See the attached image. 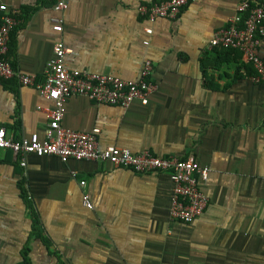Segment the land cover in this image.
<instances>
[{"label":"crops","instance_id":"obj_1","mask_svg":"<svg viewBox=\"0 0 264 264\" xmlns=\"http://www.w3.org/2000/svg\"><path fill=\"white\" fill-rule=\"evenodd\" d=\"M54 1L0 0L18 19L8 61L41 80L61 40L68 68L132 80L149 58L145 104L73 95L61 125L97 130L102 148L193 155L209 170L199 183L208 203L181 222L170 216L167 172L35 154L22 166L0 150V264L19 262L25 245L31 264H264V81L243 75L241 55L208 47L242 0H189L175 19L153 22L138 6L158 0H67L60 11ZM54 16L61 32L52 30ZM259 51L264 58V37ZM50 106L35 88L0 79V126L14 138H43ZM80 180L92 208L82 203ZM33 215L40 236H31Z\"/></svg>","mask_w":264,"mask_h":264},{"label":"built area","instance_id":"obj_2","mask_svg":"<svg viewBox=\"0 0 264 264\" xmlns=\"http://www.w3.org/2000/svg\"><path fill=\"white\" fill-rule=\"evenodd\" d=\"M189 0H158L151 4H141L138 12L149 22L158 18L175 19ZM263 0H242L235 15L230 17L225 27L214 32L208 47L232 48L239 51L244 62L254 70L250 79L253 82L264 81V58L259 46L264 37ZM67 0H55L56 11L63 10ZM0 79H15L19 85L31 86L39 94L52 102L45 109L48 118L43 138L37 133L27 137L14 138L7 129L0 126V150L10 151L25 165L26 154L37 156L54 155L61 161L98 160L108 162L115 167H126L138 173L163 171L170 175L173 182L170 200V216L181 222H191L205 210L208 198L199 183L207 179L209 170L202 166L193 155L185 158L158 156L148 150L132 152L127 147L98 145L97 130L84 132L63 127L66 101L70 96L81 95L98 104L127 107L133 101L147 102L153 88L150 79L152 61L144 60L136 79L126 80L110 74L93 72L86 69L68 68L65 55L68 47L57 40L52 47V56L47 61L41 80L15 68L6 58L10 33L18 24V19L0 5ZM52 30L62 31L60 17H52ZM147 33L150 28H145ZM82 203L92 208L85 180H80Z\"/></svg>","mask_w":264,"mask_h":264},{"label":"trees","instance_id":"obj_3","mask_svg":"<svg viewBox=\"0 0 264 264\" xmlns=\"http://www.w3.org/2000/svg\"><path fill=\"white\" fill-rule=\"evenodd\" d=\"M219 49H224V48L220 47ZM224 50L232 52L234 54V56H235V59H238V55H240L239 51L236 50V49L225 48ZM238 68H239V66H238ZM244 69H245V72L243 73V75L249 76V77L251 75H253L254 70H253V68H252V66L250 64L246 65L244 67ZM31 236H40V232L38 230V222H37V219H36L35 215H33L32 234H31ZM28 253H29V247L27 245H25L23 247V249H22V252H21V260L19 262L15 263V264H31ZM59 264H62V263H59Z\"/></svg>","mask_w":264,"mask_h":264}]
</instances>
